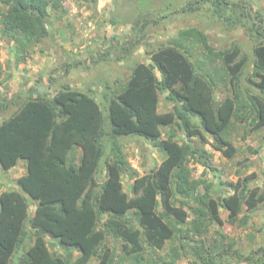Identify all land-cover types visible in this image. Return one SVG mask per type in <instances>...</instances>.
Listing matches in <instances>:
<instances>
[{"label": "trees", "instance_id": "16d2710c", "mask_svg": "<svg viewBox=\"0 0 264 264\" xmlns=\"http://www.w3.org/2000/svg\"><path fill=\"white\" fill-rule=\"evenodd\" d=\"M1 3V33L15 42L16 60L23 61L51 37L50 8H59L60 0ZM211 3L231 27L240 25L253 38L263 37L252 59L237 45L215 48L203 30L191 27L149 51L150 61L136 63L126 83L106 82L102 103L70 85L52 98L31 88L16 112L0 122L1 167L9 171L24 161L27 168L16 179L17 187L0 195V264H10L31 237L34 243L20 264H89L93 258L98 264H115V252L108 247L102 251L109 237L123 241L119 261L125 264H154L145 263L144 245L163 250L176 238L189 243L195 257L191 264H217L218 258L264 264V246L244 255L233 250L235 242L215 239L208 245L205 239L209 221L225 224L220 208L229 212L231 224L247 227L250 212L264 204V190L239 180L232 185L233 194L216 199L205 181L193 179L189 167L193 158L213 169L207 162L212 154L193 146L195 138L207 142L208 134L214 150L233 159L238 154L231 142L236 123L253 132L264 129L263 19L240 2ZM110 23L118 26L119 18L112 16ZM221 84L229 85L230 93L218 101ZM162 97L173 111H160ZM166 127L172 130L165 136ZM126 137L145 139L164 152L159 167L139 176L124 152ZM125 180L134 181L133 194L126 192ZM202 185L206 191L199 194ZM186 208L196 215L191 222ZM131 210L139 214V227L125 218ZM218 235L228 240L224 233ZM47 236L75 246L80 255L72 261L52 252ZM181 251L174 249L170 264L182 258Z\"/></svg>", "mask_w": 264, "mask_h": 264}, {"label": "rangeland", "instance_id": "374dc122", "mask_svg": "<svg viewBox=\"0 0 264 264\" xmlns=\"http://www.w3.org/2000/svg\"><path fill=\"white\" fill-rule=\"evenodd\" d=\"M229 1L248 6L254 14L261 16L264 24V0ZM214 10L211 0H60L59 8H50L47 22L51 37L34 46L23 61L16 60L15 42L5 39L0 30V122L9 119L16 112L31 88L52 98L63 86L70 85L102 103L101 95L106 82L114 86L126 83L131 68L136 63L149 62V51L169 44L183 29L197 27L208 35L215 48L226 50L237 45L252 59L253 49L259 41H263V37L253 38L240 25L231 27L228 22L219 19ZM3 11L5 7L0 0V14ZM112 16L119 18L118 26L111 25ZM137 18L139 25L136 21L132 23ZM145 21L147 26L143 28ZM219 64L220 62L217 63ZM228 88L229 85L219 86L216 95L218 101L227 97L230 93ZM4 102L7 106H3ZM160 111H173V106L164 97L160 102ZM251 128L246 124H235L231 142L237 147L238 154L233 159H227L214 150L208 134L207 142L200 138L194 139L193 146L212 154L207 162L213 169H208L191 158L189 167L193 179L205 181L214 198L220 199L233 194L232 185L239 180H247L252 189L264 190V129L253 132ZM171 130V127L164 128V135ZM123 141L128 161L139 176L157 169L165 157L164 152L145 139L126 137ZM250 148L258 152L255 153ZM17 178L15 170L5 171L0 165V195L17 187ZM133 183V180L124 181L125 190L129 194H133ZM205 191L202 185L198 193L203 194ZM191 205L197 206L193 202ZM186 210L189 214L188 221L191 222L196 215L191 209ZM228 213L225 208H220L221 218L225 221L223 226L209 221V231L205 238L208 245L215 239H219L221 244L235 242L233 250H239L244 255L264 246V204L250 212L247 227L231 224ZM244 214L246 211L241 217ZM125 218L129 224L139 227L137 211L131 210ZM106 220L107 216L104 215L103 221ZM218 232L224 233L228 240L222 239ZM46 240L49 249L56 254L72 261L80 255L75 246L64 245L51 236H47ZM33 243L34 239L31 237L16 251L10 264H20ZM144 246L145 263L170 264L175 248L182 249V258L176 264H191L195 260L189 243L184 239L176 238L168 242L163 250L146 244ZM105 247L115 252V264H125L119 261L123 251L121 239L109 237L103 244L102 251ZM98 262V258H93L89 264ZM217 264L248 263L218 258Z\"/></svg>", "mask_w": 264, "mask_h": 264}, {"label": "crops", "instance_id": "0c3cea01", "mask_svg": "<svg viewBox=\"0 0 264 264\" xmlns=\"http://www.w3.org/2000/svg\"><path fill=\"white\" fill-rule=\"evenodd\" d=\"M11 170H15L18 175V178H20L27 172L26 163L24 161H21L16 167Z\"/></svg>", "mask_w": 264, "mask_h": 264}]
</instances>
